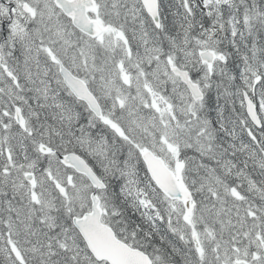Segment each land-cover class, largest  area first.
Returning a JSON list of instances; mask_svg holds the SVG:
<instances>
[{"label": "snow or ice", "instance_id": "obj_1", "mask_svg": "<svg viewBox=\"0 0 264 264\" xmlns=\"http://www.w3.org/2000/svg\"><path fill=\"white\" fill-rule=\"evenodd\" d=\"M0 264H264V0H0Z\"/></svg>", "mask_w": 264, "mask_h": 264}]
</instances>
